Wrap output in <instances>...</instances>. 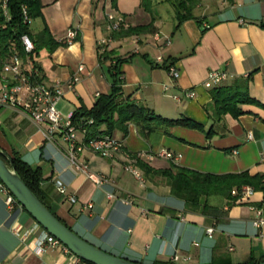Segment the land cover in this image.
I'll return each instance as SVG.
<instances>
[{
    "label": "crops",
    "instance_id": "obj_1",
    "mask_svg": "<svg viewBox=\"0 0 264 264\" xmlns=\"http://www.w3.org/2000/svg\"><path fill=\"white\" fill-rule=\"evenodd\" d=\"M41 3V17L33 20L37 30L45 24L52 37L65 41L68 30L75 32L67 45L55 47L51 53L42 48L36 58L42 81L61 86L63 94L56 103L61 116L80 106L90 108L99 93L110 91V62L108 58L100 60L104 48L111 50L110 57L124 59L119 64L123 97L166 117L183 115L203 127L175 125L169 134L155 131L145 138L129 123L126 133L114 130L111 134L121 141L124 151L165 149L179 155L175 160L143 159L153 169L175 164L204 173L264 174V108L242 104L244 112L239 116L223 113L212 120L205 112L211 102L210 88L202 84L208 71H225L222 84L247 78L249 95L264 101V27L259 25L264 23V0H233L231 4L220 0L214 10L195 15L199 22L187 19L177 28L175 23L171 33L161 32L155 20L153 33L117 37L109 35L106 13L122 16L128 25L147 23L150 16L143 17L148 13L138 6L139 0ZM213 13L216 17L209 21L205 15ZM155 33L161 37L159 41L154 39ZM171 66L177 78L169 73ZM73 76L78 79L72 81ZM190 89L195 94L187 98ZM42 130L18 108L0 109V149L14 151L40 169L42 201L84 240L142 264H245L264 257V224L256 228L251 220L255 216L252 207H261L264 215L261 191L252 189L230 205L221 197H209L211 205L226 210L225 216L213 218L185 209L161 176L146 175L140 169L145 185L138 184L130 171L124 170V151L101 157L83 150L78 159L84 160L90 171L106 177L94 185L67 160L60 135L48 139ZM57 181L65 192L58 191ZM107 192L114 197L107 199ZM71 196L74 201L69 200ZM3 200L0 192V264H89L61 245L34 250L41 229L32 228L35 220L24 208L9 211ZM208 227L213 228L210 235L206 234ZM26 230L29 232L23 238Z\"/></svg>",
    "mask_w": 264,
    "mask_h": 264
},
{
    "label": "trees",
    "instance_id": "obj_2",
    "mask_svg": "<svg viewBox=\"0 0 264 264\" xmlns=\"http://www.w3.org/2000/svg\"><path fill=\"white\" fill-rule=\"evenodd\" d=\"M2 1L0 0V69L1 64L8 61L16 53L21 59L24 71L29 75L30 79L42 82L40 66L36 60L40 50L43 48L48 53H51L55 47L67 45V41L57 40V38L52 37L45 24L35 32L31 30L30 22L41 17V0H6L5 7H3ZM197 1L174 0L171 2L174 9V18L176 19L175 28L187 19L193 18L199 22L200 18L193 13ZM225 1L231 4L233 0ZM151 2L152 0H139L138 3V6L150 16L147 23H137L136 25L123 26L114 30L110 29L109 35L117 37L120 35L128 36L137 33L155 32L156 26L153 23L156 20V14L153 11ZM259 25L264 27V23L261 21ZM22 35H26L32 42L33 48L30 51L28 50V52L23 50L24 46L20 38ZM102 49L100 60L108 58L110 62L108 64L109 76H112L110 91L99 93L90 108L80 106L70 114L75 126L85 132V139L105 134L111 135L114 130L126 133V127L129 123H133L138 132L145 138L151 133H155V131L159 134H169L171 127L175 125L203 129L202 125L196 120L193 121L183 115L177 118L166 117L156 113L155 110L149 107L132 101L129 96L123 97L122 89L120 88L122 80L119 75V64L124 59L120 57L112 58V56L110 57L111 50ZM246 81L247 78L235 81L233 84L221 83L210 88L211 102L205 106V112L210 115L212 120L220 118L223 113H229L233 117L239 116L244 112L241 108L242 104L250 103L262 109L264 108V101L260 102L249 95ZM210 131L211 127L209 126L206 134L209 135ZM6 153L10 158L12 167L21 176L28 189L35 193L39 200L43 202L41 188H39L42 181L40 169L22 160L20 155L14 151ZM0 156L3 157L1 154ZM136 163L146 175L151 173L152 175L163 177L170 188L171 195L182 200L185 209L200 211V213L213 218L225 216L226 210L213 206L208 202V198L212 195L223 198L227 205H230L240 199L238 194H231L230 191H238L242 186H250L253 190L264 193V174H250L247 171L238 173L225 172L224 174L204 173L175 164L165 168L153 169L143 159H138ZM44 205L47 206L45 203ZM47 208L55 215L49 206ZM55 216L57 217V215ZM80 260L85 261L81 258ZM262 260H264V257L245 264H255ZM135 262L142 264L139 261ZM87 263L93 264L91 262ZM153 264L172 263L157 261Z\"/></svg>",
    "mask_w": 264,
    "mask_h": 264
},
{
    "label": "built area",
    "instance_id": "obj_3",
    "mask_svg": "<svg viewBox=\"0 0 264 264\" xmlns=\"http://www.w3.org/2000/svg\"><path fill=\"white\" fill-rule=\"evenodd\" d=\"M3 7H5L6 0H3ZM106 20L108 21V29L114 30L120 27H127L128 23L123 19L122 16H116L109 11L106 13ZM73 30H68L66 40H72L74 36ZM23 42L24 51L28 52L33 48L32 42L26 35L20 37ZM158 33L154 34V39L156 41L160 40ZM168 42V39H165ZM155 60L162 61L159 57ZM21 59L18 55L13 54L10 59L1 64L0 69V109L1 108H15L24 112L33 123L42 128L43 133L48 139H53L55 135H60L62 140L65 142L66 146V158L69 160L70 164L75 171L83 174L87 179L98 185L103 181H106V177L103 174H98L89 170L87 163L78 159V154L83 150H89L94 154H98L101 157H110L116 152L124 151L123 144L121 141L113 138L110 134L100 135L94 138H84L85 132L78 129L70 118V114L66 116H61L59 108H57L56 103L62 97L63 91H61V86L58 82L54 84H46L44 81H34L30 79L29 75L24 71V67L21 64ZM78 70H82V66L78 67ZM173 78L178 77V73L175 67L171 66L168 70ZM78 77L73 76L72 81L77 80ZM226 79V72L221 70H210L208 71L207 78L202 83L205 87L212 88L217 86L221 81ZM71 84V81H70ZM187 98L194 97L195 92L190 89L186 91ZM178 97L175 99L177 100ZM81 134V136L79 135ZM123 156L125 157L124 170L130 171V173L137 180V183L143 186L145 178L137 165L136 161L138 159H145L146 161H151L153 158L162 157L166 159L175 160L179 158L178 154L172 153L170 150H159L157 152L146 153L143 150L130 153L129 151H124ZM62 182L57 181L56 188L59 192H65V188L61 185ZM145 185V184H144ZM252 188L250 186H242L238 191L232 190L231 194H238L240 199L246 197ZM0 192L3 194V203H5L6 208L9 211L15 208H23L22 204L17 202L14 195L7 190L6 186L0 182ZM107 199L114 197L112 193L107 192ZM70 201H74V197L69 198ZM124 202L128 203L129 200L124 198ZM90 203L87 204L89 207ZM255 211V216L252 218V224L254 227L258 228L264 224L263 209L261 207H252ZM41 229L40 234L34 240V250L41 252L46 246L61 245L63 248L67 249L56 238L48 233L45 229H42L40 225L36 222L34 227ZM213 228H206V234L210 235ZM29 231H25L22 236L23 238L28 234Z\"/></svg>",
    "mask_w": 264,
    "mask_h": 264
},
{
    "label": "water",
    "instance_id": "obj_4",
    "mask_svg": "<svg viewBox=\"0 0 264 264\" xmlns=\"http://www.w3.org/2000/svg\"><path fill=\"white\" fill-rule=\"evenodd\" d=\"M0 182L9 190L17 202L22 204L27 214L31 216L58 242L65 246L73 255L93 264H139L125 257L110 254L68 228L49 208L26 186L15 169L12 167L6 151L0 149ZM5 158V159H4ZM255 264H264V260Z\"/></svg>",
    "mask_w": 264,
    "mask_h": 264
},
{
    "label": "rangeland",
    "instance_id": "obj_5",
    "mask_svg": "<svg viewBox=\"0 0 264 264\" xmlns=\"http://www.w3.org/2000/svg\"><path fill=\"white\" fill-rule=\"evenodd\" d=\"M174 0H152L151 5L153 7V11L155 12L156 16V24L160 28L161 32L171 33V29L173 25L176 23V19L174 18V9L171 5V2ZM225 1V0H221ZM220 0H198L197 5L193 10L194 15H200L201 13H208L218 5ZM216 14V13H215ZM215 14L205 15L209 21L214 20L216 17ZM143 17L149 14H142ZM30 28L32 31H36L37 27L34 21L30 23ZM213 196V195H212ZM211 196V197H212Z\"/></svg>",
    "mask_w": 264,
    "mask_h": 264
}]
</instances>
